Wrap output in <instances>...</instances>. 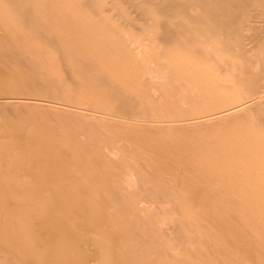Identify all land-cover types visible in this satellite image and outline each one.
<instances>
[{
    "label": "rangeland",
    "instance_id": "rangeland-1",
    "mask_svg": "<svg viewBox=\"0 0 264 264\" xmlns=\"http://www.w3.org/2000/svg\"><path fill=\"white\" fill-rule=\"evenodd\" d=\"M0 264H264V0H0Z\"/></svg>",
    "mask_w": 264,
    "mask_h": 264
},
{
    "label": "bare ground",
    "instance_id": "bare-ground-1",
    "mask_svg": "<svg viewBox=\"0 0 264 264\" xmlns=\"http://www.w3.org/2000/svg\"><path fill=\"white\" fill-rule=\"evenodd\" d=\"M179 2H180V3H183L184 5L187 4V2H185V1H179ZM12 132H13V130H12ZM15 133H16V132H15ZM14 136H17V133L14 134ZM13 146H15L14 143H13ZM16 154H17V153H16ZM19 154H20V153H19ZM9 156H10V154L7 153V156H6L5 158H3V159L7 161V160H8L7 157H9ZM16 156L18 157V156H20V155H16ZM17 171H18V169H17ZM9 172H11V173L13 172V168H12V167L9 168ZM19 207H20V206H19Z\"/></svg>",
    "mask_w": 264,
    "mask_h": 264
}]
</instances>
